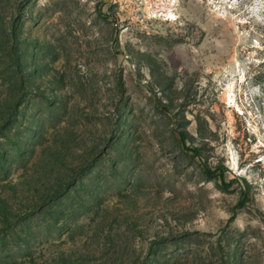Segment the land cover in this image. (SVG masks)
<instances>
[{
  "label": "rangeland",
  "instance_id": "rangeland-1",
  "mask_svg": "<svg viewBox=\"0 0 264 264\" xmlns=\"http://www.w3.org/2000/svg\"><path fill=\"white\" fill-rule=\"evenodd\" d=\"M0 264H264V0H0Z\"/></svg>",
  "mask_w": 264,
  "mask_h": 264
},
{
  "label": "trees",
  "instance_id": "trees-1",
  "mask_svg": "<svg viewBox=\"0 0 264 264\" xmlns=\"http://www.w3.org/2000/svg\"><path fill=\"white\" fill-rule=\"evenodd\" d=\"M226 185H228V184H226Z\"/></svg>",
  "mask_w": 264,
  "mask_h": 264
}]
</instances>
